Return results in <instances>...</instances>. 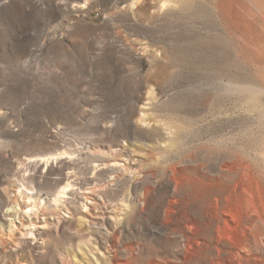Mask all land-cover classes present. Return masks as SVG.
<instances>
[{
  "label": "rangeland",
  "instance_id": "obj_1",
  "mask_svg": "<svg viewBox=\"0 0 264 264\" xmlns=\"http://www.w3.org/2000/svg\"><path fill=\"white\" fill-rule=\"evenodd\" d=\"M263 15L264 0H0V264H182L164 206L214 197L225 173L264 211Z\"/></svg>",
  "mask_w": 264,
  "mask_h": 264
},
{
  "label": "bare ground",
  "instance_id": "obj_2",
  "mask_svg": "<svg viewBox=\"0 0 264 264\" xmlns=\"http://www.w3.org/2000/svg\"><path fill=\"white\" fill-rule=\"evenodd\" d=\"M51 159L39 161L47 164ZM230 173L239 176L238 170ZM223 178L229 180L230 174L225 173ZM225 180L216 195L206 196L202 203H197V200L195 203L188 194L177 196L175 192L164 206L163 222L178 221L179 225L161 224L160 227L167 235H174L182 241V264H263L260 251L264 259V211L259 205L243 208L235 203L243 194L241 177L232 183ZM192 183L191 186L206 184L201 180ZM178 187L180 185L174 191ZM59 193L64 194L65 191ZM100 204L102 208L103 202L94 200L93 206L96 209ZM195 205L201 212L199 216L195 215ZM113 211L115 209H103L100 215L95 212L94 216H100L103 225L107 213L109 218H114L110 213ZM88 224L91 227L96 223L91 220Z\"/></svg>",
  "mask_w": 264,
  "mask_h": 264
}]
</instances>
